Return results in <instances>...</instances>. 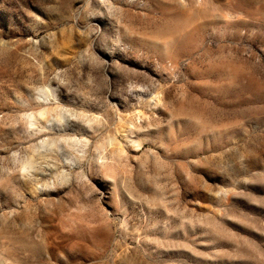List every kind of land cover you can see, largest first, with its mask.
<instances>
[{"label": "rangeland", "instance_id": "rangeland-1", "mask_svg": "<svg viewBox=\"0 0 264 264\" xmlns=\"http://www.w3.org/2000/svg\"><path fill=\"white\" fill-rule=\"evenodd\" d=\"M0 264H264V0H0Z\"/></svg>", "mask_w": 264, "mask_h": 264}]
</instances>
